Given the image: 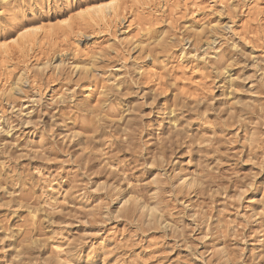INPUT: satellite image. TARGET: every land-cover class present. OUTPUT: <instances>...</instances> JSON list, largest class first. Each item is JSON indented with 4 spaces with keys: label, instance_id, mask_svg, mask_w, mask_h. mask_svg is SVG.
Instances as JSON below:
<instances>
[{
    "label": "rangeland",
    "instance_id": "1",
    "mask_svg": "<svg viewBox=\"0 0 264 264\" xmlns=\"http://www.w3.org/2000/svg\"><path fill=\"white\" fill-rule=\"evenodd\" d=\"M104 1L111 0H75L72 7L62 9L59 0H51L47 4L48 14L43 16L40 9L44 5L37 7L36 3H32L29 6L26 0L0 2V20L9 23L8 37L24 23L33 22L45 28L44 33L39 34L37 43L13 46L6 54L0 51V189H3L0 190V203H10L12 208L18 207L19 202H31L34 208L43 203L48 204L47 211L53 214L51 219L54 223L48 224L45 214L40 213L37 223L43 221L46 227L41 226L40 232H36L30 241V254H38L41 260L52 258L55 250L63 247L69 240H75L76 243L59 258L69 259L73 264H83L84 261L87 264H112L117 257L127 258L129 254L136 253H140V259L149 261V264H192L196 256H202L210 264H219L221 261L223 264H232L237 253L241 252L243 259L248 260L254 251L264 248V175H259L254 183L251 179L244 178L252 172H258L251 163L237 164V171L244 175L232 187L225 188L223 193L214 197L215 208L210 222L200 217L197 222L199 226H196L191 219L185 217L182 225L175 226L176 231L181 233L175 239L171 238L172 231L167 232L168 239H161L166 230L165 225L155 222L160 231L140 234L142 238H137L136 246L129 245L117 251L115 245L119 237L117 240L111 237L105 240L109 233L103 228L69 221L67 216L60 214L67 212L69 215H79L78 210L87 201L96 203L102 195L85 192L81 196L75 193L66 196L69 187L76 185L83 173L76 172L78 164L60 163L59 161L68 160V157L58 149L65 147V141L72 137L68 148L72 159L75 160L83 150L78 139H75V134L84 130L82 114L93 106L97 112L102 111L104 100L114 102V87H119L121 91L129 90L127 86L120 87L117 81L123 84L127 77L147 80L149 77H141L142 72L159 73L162 70L152 54L151 46L162 40L170 25H154L150 18L134 25L132 21L138 9H132V14L126 11L121 13L126 19L123 21L122 34L118 32L116 36V42H128L123 47L131 51V59L124 57L125 63L117 60L98 61L96 58L72 59V53L67 47L70 40L85 50L86 44L111 40L107 34L85 35L93 29L98 30L102 22L109 21L112 17L98 20L96 17L83 16L84 9L89 5ZM188 3L191 5L193 0H188ZM213 4L209 8V0H199L195 8L190 6L183 9L189 15L179 23L192 30L182 33L186 42L177 48L165 40L155 51L165 52L168 67L186 70L185 74L194 81L202 79L199 74L193 75L197 70L211 73L209 83L215 80L213 107L218 111L225 110L220 118L227 119L231 112L236 116L242 115L249 121L239 127L225 128L223 132L229 137L239 133L242 140L249 139L254 143L260 135H264V129L257 124L260 108L264 106V36L259 35L257 23H253L251 29L244 32L243 38L235 36L236 32L244 29L247 17L233 19L231 15H224L227 9L223 0H213ZM259 7L264 8V0ZM119 11L118 5L117 12ZM144 11L148 13L150 10ZM67 18L69 22L64 24ZM227 26H231L232 30L225 31ZM80 35H83V39L76 40ZM228 41L237 45L239 51L234 50ZM61 51L67 55H56ZM180 57L185 59L181 60ZM158 58L165 60L164 55ZM222 64L226 68V74L217 76V72L224 71ZM229 64L233 66L228 67ZM181 71L174 74L179 78ZM229 74L233 75L231 81L226 78ZM229 84H233V87ZM179 85L183 87V79H179ZM149 87L154 88L155 85H146L144 90L147 91ZM174 91L175 89L172 90ZM172 92L163 97L160 103L164 99H171ZM137 99L129 97L122 104L130 106ZM216 119L214 113L209 116V120ZM199 127L203 126L198 123L193 125V131ZM205 131L212 134L211 129L205 128ZM241 148L242 144H237L232 150L235 153ZM221 151H226V148H221ZM243 158H248L247 151ZM95 167L96 165H91L89 170L92 171ZM227 167L226 163L221 171L227 170ZM100 179L95 178L94 186L99 184ZM82 182L87 183V177ZM249 184H252L251 188L248 187ZM61 186L63 193L57 191ZM41 196L44 197L43 200L39 199ZM65 200L66 206L60 209L53 203ZM204 203L207 204L208 201ZM196 209L197 205L193 204L188 210V216L194 215ZM29 216L30 213L24 209L13 212L10 208H3L0 209V225L5 229L19 231L25 227ZM148 219L150 222L151 218ZM61 222L67 225L66 229H60ZM114 223L123 228L126 222ZM107 227L110 229L112 225ZM185 227H195L191 236L183 233ZM60 232L62 235L59 239H49ZM93 232H100L101 235H85ZM209 233V238L201 242L202 237ZM6 234L7 232H0V236ZM236 236L239 239H234ZM127 239L128 235L125 233L124 240ZM101 240H104L103 245L98 243ZM18 241L19 237L5 243L4 247L8 251L0 252V264H7L12 260L16 249L20 247ZM190 248L194 251H190ZM197 264H203V261L198 260Z\"/></svg>",
    "mask_w": 264,
    "mask_h": 264
},
{
    "label": "clouds",
    "instance_id": "2",
    "mask_svg": "<svg viewBox=\"0 0 264 264\" xmlns=\"http://www.w3.org/2000/svg\"><path fill=\"white\" fill-rule=\"evenodd\" d=\"M26 2L29 6L32 3H36L37 7L44 5L40 9V14L43 16L48 14L47 4L51 3V0H26ZM74 2L75 0H59L62 9L72 7ZM261 2L262 0H223L227 9L224 15H231L233 19L239 16L247 17L244 29L236 32L235 36L243 38L244 32L250 30L253 23L259 25V35L264 36V19H261L264 17V8L259 7ZM112 3L118 4L120 11L110 17L109 21L102 22L98 30L93 29L91 33L85 34L101 36L107 34L111 40L86 44L87 50L78 47L75 41L70 40L67 42V47L72 53V59L96 58L98 61L117 60L120 63H125L124 57L131 59V51L123 47L128 42H116V36L118 32L122 34L123 21L126 19V16L121 13L126 11L132 14V9H138L132 21L134 25L138 21L143 23L146 18H150L154 25H170L162 40L151 46L152 54L162 70L159 73L142 72L141 77H149L147 80L127 77L123 84L117 81L120 87L127 86L129 90L121 91L119 87H114L112 93L114 102L109 103L104 100L102 111L97 112L93 106L82 114L84 130L76 133L75 139L81 141L80 147L83 150L76 159L73 160L68 152L72 137L65 141V147L58 150L68 157V160L59 161L60 163L78 164L76 172L83 173L80 181L69 187L66 196H71L73 193L81 196L85 192L102 194L96 203L87 201L78 210L79 215H69L67 212L60 214L67 216L69 221L103 228L109 233L105 236V240L109 237L117 240L119 237L115 245L119 251L129 245L136 246L137 238H142L140 234L147 235L149 232L161 230L157 223L149 222L144 211L147 208L157 210L156 220L165 225L166 230L161 239L169 238L168 231L173 232L171 237L173 239L180 236L181 233L176 231L175 226L182 225L185 217L191 219L196 226H199L197 222L200 217L210 222L211 213L215 208L214 197L223 193L225 188L232 187L244 175L237 171V164L251 163L256 166L258 172H252L244 177L251 179L252 183L259 175H264V135H260L254 143L249 139L242 140L239 133L229 137L226 132H223L225 128L239 127L249 121L245 120L242 115L236 116L231 112L227 119L220 118L225 110L218 111L213 107L215 80L209 83L211 73L206 74L197 70L193 75L199 74L202 79L199 82L194 81L185 74L186 70L169 68L165 62L167 61L165 52L155 51L165 40L173 47L183 46L186 40L182 33L192 30L179 23L189 15L182 10L190 6L195 8L199 0H193L191 5L188 0H112ZM212 6H214L213 0H209V8ZM145 9L150 11L145 13ZM8 30L9 23L0 20V39L7 40L9 45H13L15 41L8 40ZM28 30L34 29L29 28ZM224 30L231 31L232 28L227 26ZM82 39L83 35L76 37V40ZM228 44L234 50L239 51L237 45L232 44L231 41H228ZM5 46L4 43H0V48ZM56 55L66 56L67 54L61 51ZM160 55L165 56L164 61L159 60ZM180 59L183 60L185 57H180ZM232 66L228 65V67ZM102 67H107V65H102ZM177 71H181L179 78L174 74ZM225 74L226 70L217 72V76ZM179 79H183V87L179 85ZM146 85H155V87H149L145 91ZM192 85L195 87H191ZM173 89H175L174 92H172ZM170 92H172L171 99H164L163 103H160V100L167 97ZM129 97L138 99L130 106L122 104V101ZM213 113L217 119L209 120V116ZM197 123L203 127L193 131V125ZM257 124L259 128L264 129V106L260 108V118ZM256 126L253 125V127ZM205 128L211 129L212 134L209 135ZM217 129L221 131L218 132ZM237 144H242V148L234 153L232 149ZM221 148H226V151H221ZM245 151L248 152L247 159L243 158ZM233 161L235 163H232ZM226 163L227 170L221 171ZM91 165H96L92 171L89 170ZM84 177H87V183L82 182ZM96 177L101 179L99 184L94 186ZM251 186L252 184L248 185L249 188ZM57 191L63 193L64 189L61 186ZM193 197L196 199L193 200ZM210 197L212 199H209ZM39 199L43 200L44 197L41 196ZM204 201L208 203L205 204ZM53 203L57 209L66 206V200ZM193 204L197 205L196 213L188 216V210ZM3 208H10L13 212L24 209L30 213L25 227L19 231L5 229L3 225H0V232H7L6 235L0 236V252L8 251L4 247L7 241L19 237L20 247L16 249V254L7 264H71L69 260H60L59 256L71 249L76 243L75 240H69L63 247L57 248L49 260H41L36 253L30 254L32 236L40 232L41 226L46 227L43 221L37 223L40 213L45 214L48 224L54 223L51 219L53 214L47 211V203L40 204L38 208H34L31 202H21L16 208H12L10 203H0V209ZM116 221L126 223L123 228H119L114 223ZM108 225L112 227L109 229ZM59 227L64 230L67 225L61 222ZM194 231L195 227L183 228V233L189 236ZM125 233L128 235L126 241L124 240ZM61 235L62 232L55 233L49 239H59ZM85 235H101V233L93 232ZM210 235L211 233L203 236L201 242L207 240ZM80 239L83 240V238ZM234 239H239V236ZM98 243L103 245L104 240ZM190 251L194 250L190 248ZM198 260H202L203 264H210V261L202 256H196L192 264H197ZM262 262H264V248L254 251L248 260L243 259L242 252L237 253L232 264H262ZM83 264H87V261ZM112 264H149V261H142L140 253H136L135 255L129 254L127 258L117 257ZM219 264H223V261Z\"/></svg>",
    "mask_w": 264,
    "mask_h": 264
},
{
    "label": "bare ground",
    "instance_id": "3",
    "mask_svg": "<svg viewBox=\"0 0 264 264\" xmlns=\"http://www.w3.org/2000/svg\"><path fill=\"white\" fill-rule=\"evenodd\" d=\"M117 11H118V4L114 5L112 3V0H111L109 2H105L104 1L102 3H97L95 5L94 4L93 5L91 4V6L89 5L86 9H84V11H83L82 14H84L83 16L96 17L98 20H105L106 17L114 16L117 13ZM65 22H66V24H68L69 19L68 20L65 19L63 23L65 24ZM29 28H32L34 30L29 31L28 30ZM15 30H16L15 33H13L12 36L8 37V40H14L15 41V44L9 45L7 40L0 39V43H4L6 45L5 47L0 48V51L3 54H6L8 52V50L11 49V47H13V46H15V47L16 46L21 47V44L27 45V44H31L33 42H36L37 43L38 40H39V37H40L39 34L40 33L41 34L44 33L45 28L42 25H37L36 23H33L32 22V23H29V24H25L24 23L23 25L18 26L17 29H15ZM21 33H23V34H21ZM221 61H220V63H221ZM222 68H223V70H226V68L223 67V64H222ZM85 71H88V69H85ZM232 76H233L232 74L227 75L226 78H228V81H231L232 80L231 79ZM229 85H230L231 88L233 87V84L232 85L229 84ZM83 125H84V121H83ZM6 131H8V130H6ZM78 141L81 144V141L80 140H78ZM19 200H20V198H19ZM144 211H145L147 217L148 218L149 217L151 218L150 222H159V221L156 220L157 210H155L153 208H147ZM59 259L60 260H67L66 258L65 259L59 258ZM43 260H49V259H43ZM69 261H71V260H69ZM71 264H73L72 261H71Z\"/></svg>",
    "mask_w": 264,
    "mask_h": 264
}]
</instances>
